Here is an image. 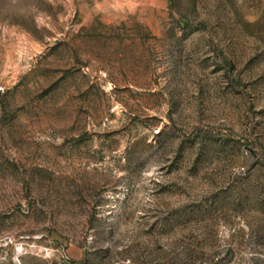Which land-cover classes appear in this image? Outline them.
<instances>
[{"label":"rangeland","instance_id":"obj_1","mask_svg":"<svg viewBox=\"0 0 264 264\" xmlns=\"http://www.w3.org/2000/svg\"><path fill=\"white\" fill-rule=\"evenodd\" d=\"M0 264H264V1L0 0Z\"/></svg>","mask_w":264,"mask_h":264},{"label":"crops","instance_id":"obj_2","mask_svg":"<svg viewBox=\"0 0 264 264\" xmlns=\"http://www.w3.org/2000/svg\"><path fill=\"white\" fill-rule=\"evenodd\" d=\"M264 1V0H263Z\"/></svg>","mask_w":264,"mask_h":264}]
</instances>
